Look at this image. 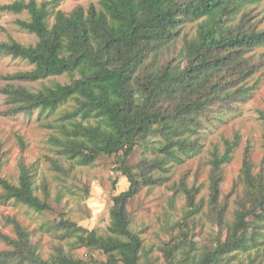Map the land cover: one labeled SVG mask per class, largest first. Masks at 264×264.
Segmentation results:
<instances>
[{
    "label": "trees",
    "instance_id": "obj_1",
    "mask_svg": "<svg viewBox=\"0 0 264 264\" xmlns=\"http://www.w3.org/2000/svg\"><path fill=\"white\" fill-rule=\"evenodd\" d=\"M261 1L99 0L69 12L58 9L52 24L55 0H15L1 6L14 13L27 11L30 19L17 23L38 37L29 45L15 39L0 41V57L20 58L33 65L30 70L1 76L7 81L2 88L6 96L2 114L55 111L74 103L62 115L61 135L51 137L58 153L85 166L114 156L116 169L130 186L111 197V219L104 232L60 213L59 223L43 230L52 232L59 242L66 241L68 249L55 245L56 252L48 257L40 252V240L33 241L32 230L16 216H5L15 235L0 229V239L7 245L0 250V264H141L144 238L127 202L143 186L171 180L173 165L199 148V132L213 121L212 115L217 112L215 118L221 120L250 95L254 84L249 82L263 66L256 51L264 47V24L253 15ZM192 24L196 30L191 34ZM66 73L77 74L74 84L57 82L32 90L12 83ZM261 117L264 120V110ZM20 141L17 181L2 173L6 150L0 143V202L12 200L44 213L51 209V191L48 182L36 183L34 164L28 163L26 144L23 138ZM236 143L227 142L225 152L215 151L211 160L208 205L219 236L196 250L188 247L193 240L187 222H179L184 227L181 236L161 247L170 264H236L239 254L245 255L241 264H264V168L255 171L250 144L236 180L242 187L235 190L239 206L234 220H225L229 195L222 203L223 164L231 159ZM137 147L153 151L154 156L131 164ZM49 161L63 173L59 178L64 189L87 190L59 158L49 157ZM197 189L196 183L188 186L185 177L176 187V193L187 194L191 207L187 216L203 206L204 200H195ZM82 248L85 256L74 254L73 249Z\"/></svg>",
    "mask_w": 264,
    "mask_h": 264
},
{
    "label": "rangeland",
    "instance_id": "obj_2",
    "mask_svg": "<svg viewBox=\"0 0 264 264\" xmlns=\"http://www.w3.org/2000/svg\"><path fill=\"white\" fill-rule=\"evenodd\" d=\"M14 1L0 0V41L15 39L26 45L35 44L38 41L37 35L21 28L17 23L18 19L29 20V13L27 11L14 13L1 9L4 4ZM44 1L50 0H38V2ZM55 1L56 3L51 6L53 13L50 16V24L54 22V14L58 9L69 12L78 5L88 7L91 3H99V0ZM253 15L255 21L261 19L264 24V0L256 6ZM194 25V28L189 26L191 34L195 33L196 26ZM256 55L259 57L258 62L261 61L263 66L249 82V84H254L250 95L234 105L233 109L226 113L221 120H216L217 112L212 115L213 121L201 128L199 132V148L184 162L173 165L171 180L152 187L143 186L127 202V209L132 213L133 222L138 231L142 232L144 238L141 264H170L161 247L164 243L176 240L181 236L184 227H181L179 222H183V224L187 222L186 228L188 227L189 236L198 245L196 247L192 242L188 244V247H194L196 250L200 251L204 244H210L212 239L219 236V228L212 219L208 205L210 199L209 174L215 151L222 154L226 150L227 142L237 141L233 147L231 159L223 164L222 203L229 195V206L225 211L226 222L234 220V212L239 206L235 190L239 191L242 187L236 184V180L247 145L250 144L255 171L264 168V120L261 117V110H264V47L259 48ZM32 68L33 65L24 59L11 56L0 57V143L6 150L2 173L13 181H17L19 175L18 156L23 147L20 138H23L26 144L24 151L27 161L34 164L36 183L39 185L43 181L48 182L51 191L49 198L51 209L44 213H38L12 200L0 202V229L14 236L13 225L8 223L4 217L16 216L23 225L32 230L33 241L40 240V252L48 257L52 252H56L55 245L63 246L66 249H68V245L66 241L59 242L52 232L47 233L43 228L47 229L51 224H58L60 213H67L79 224L104 232L111 219V197L115 193L127 190L130 181L116 169L114 156H106L94 165L85 166L74 160L66 159L58 153V147L51 137L60 133L58 125L62 123V115L66 110L72 109L74 103L62 105L55 111L35 110L31 114L20 113L16 116L2 114L6 100L2 88L7 84V81L1 76ZM76 79L77 74L66 73L35 82L12 81V83L37 90L57 82L74 84ZM64 122L68 123V120ZM145 156L152 157L154 153L146 148L137 147L129 161L131 164H137ZM49 157L59 158L64 166L70 167L77 184L81 187L85 185L87 190H79L77 187L73 188V191L64 189L62 180L59 178V176L63 177V173L53 167ZM183 177L186 178L188 186L196 183L198 187V192L195 193L196 202L204 200L201 211L188 214V216L187 213L191 207L188 204L187 194L183 191L176 193V187ZM38 193L43 195L41 189H38ZM6 248V243L0 239V250ZM73 252L82 257L85 256L86 249H73ZM180 256L178 255L179 258L176 259L177 263H179ZM244 256V254H239L234 262L241 264ZM99 257L104 258L103 255H99ZM6 264L21 263L8 261Z\"/></svg>",
    "mask_w": 264,
    "mask_h": 264
},
{
    "label": "clouds",
    "instance_id": "obj_3",
    "mask_svg": "<svg viewBox=\"0 0 264 264\" xmlns=\"http://www.w3.org/2000/svg\"><path fill=\"white\" fill-rule=\"evenodd\" d=\"M243 12H245V10H244ZM238 19H239V22H241L242 14H240V15L238 16ZM239 22H238V23H239Z\"/></svg>",
    "mask_w": 264,
    "mask_h": 264
}]
</instances>
